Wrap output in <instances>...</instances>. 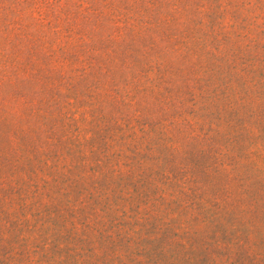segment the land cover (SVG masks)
I'll use <instances>...</instances> for the list:
<instances>
[{
  "label": "rangeland",
  "instance_id": "1",
  "mask_svg": "<svg viewBox=\"0 0 264 264\" xmlns=\"http://www.w3.org/2000/svg\"><path fill=\"white\" fill-rule=\"evenodd\" d=\"M0 264H264V0H0Z\"/></svg>",
  "mask_w": 264,
  "mask_h": 264
}]
</instances>
